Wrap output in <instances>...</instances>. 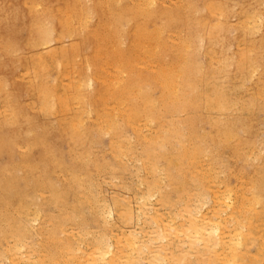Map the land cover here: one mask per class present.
Here are the masks:
<instances>
[{"label":"bare ground","instance_id":"6f19581e","mask_svg":"<svg viewBox=\"0 0 264 264\" xmlns=\"http://www.w3.org/2000/svg\"><path fill=\"white\" fill-rule=\"evenodd\" d=\"M0 264H264V0H0Z\"/></svg>","mask_w":264,"mask_h":264},{"label":"rangeland","instance_id":"374dc122","mask_svg":"<svg viewBox=\"0 0 264 264\" xmlns=\"http://www.w3.org/2000/svg\"><path fill=\"white\" fill-rule=\"evenodd\" d=\"M262 123H260V122H258L257 123V128H259V130H261V128L263 127V125H261ZM261 125V126H260ZM258 126H260V127H258ZM104 139H106V138H103V140ZM130 177H127L126 178V180H128ZM233 181V180H232ZM126 190L124 189V191H123V189H121V187H118V186H110V187H108V194H121V195H123L124 194V192H125ZM123 193V194H122ZM195 259H193V261H194ZM196 261V260H195ZM197 262V261H196ZM200 262H202V260H200Z\"/></svg>","mask_w":264,"mask_h":264}]
</instances>
